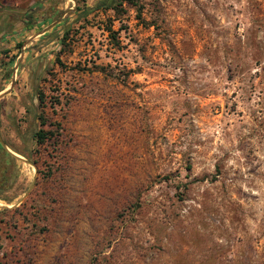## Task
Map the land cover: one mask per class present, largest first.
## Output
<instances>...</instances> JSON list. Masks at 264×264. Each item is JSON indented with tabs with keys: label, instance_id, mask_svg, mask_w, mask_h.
<instances>
[{
	"label": "rangeland",
	"instance_id": "374dc122",
	"mask_svg": "<svg viewBox=\"0 0 264 264\" xmlns=\"http://www.w3.org/2000/svg\"><path fill=\"white\" fill-rule=\"evenodd\" d=\"M18 1L0 264H264V0Z\"/></svg>",
	"mask_w": 264,
	"mask_h": 264
},
{
	"label": "crops",
	"instance_id": "0c3cea01",
	"mask_svg": "<svg viewBox=\"0 0 264 264\" xmlns=\"http://www.w3.org/2000/svg\"><path fill=\"white\" fill-rule=\"evenodd\" d=\"M18 5V0H0V71L8 72V75L0 77L4 84L3 88H0V93L12 89L13 73H16L17 64L22 56V53L16 56L18 50L16 47L31 45L53 29L52 27L46 30L43 28L44 25H41V31L34 33V25L28 24L29 12Z\"/></svg>",
	"mask_w": 264,
	"mask_h": 264
},
{
	"label": "trees",
	"instance_id": "16d2710c",
	"mask_svg": "<svg viewBox=\"0 0 264 264\" xmlns=\"http://www.w3.org/2000/svg\"><path fill=\"white\" fill-rule=\"evenodd\" d=\"M123 2H127L128 4H133V0H102L101 2L98 3V5L93 8V10H87L88 12L90 11H113L115 17H117L119 15V10L118 8L121 7ZM77 10H79V8H76ZM30 16H27V19L29 21ZM117 18H115L114 20H116ZM112 21H109V26H107V32L108 35L110 37L111 40H113L116 44H118V42L116 41V32L113 31L112 28ZM121 30V28H120ZM68 33H65L64 36L62 37V44H64V40L66 39ZM43 94L39 93L38 95V101L40 103V108L42 107L41 105L43 104ZM37 120L39 121V125H40V129L33 132L32 135V140L34 142L35 145L39 146L41 144L44 143V141L46 139H48V137H51L52 134L54 133L53 131L50 130H45L44 127L46 125V121H45V117L43 112L39 113L36 115ZM8 160L9 162H14V159L10 157V155L5 151V149L3 148V146L0 144V169H3L4 166L8 165V164H4V160Z\"/></svg>",
	"mask_w": 264,
	"mask_h": 264
},
{
	"label": "water",
	"instance_id": "95a60500",
	"mask_svg": "<svg viewBox=\"0 0 264 264\" xmlns=\"http://www.w3.org/2000/svg\"><path fill=\"white\" fill-rule=\"evenodd\" d=\"M10 153V152H9Z\"/></svg>",
	"mask_w": 264,
	"mask_h": 264
}]
</instances>
